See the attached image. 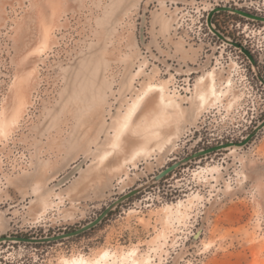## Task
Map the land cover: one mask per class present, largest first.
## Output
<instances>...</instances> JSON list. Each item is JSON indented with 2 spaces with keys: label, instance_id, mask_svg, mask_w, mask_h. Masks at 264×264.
I'll use <instances>...</instances> for the list:
<instances>
[{
  "label": "rangeland",
  "instance_id": "rangeland-1",
  "mask_svg": "<svg viewBox=\"0 0 264 264\" xmlns=\"http://www.w3.org/2000/svg\"><path fill=\"white\" fill-rule=\"evenodd\" d=\"M219 6L264 16V0H0V236L72 231L143 186L78 235L0 241V264H264V126L153 180L264 120V21L209 26Z\"/></svg>",
  "mask_w": 264,
  "mask_h": 264
},
{
  "label": "water",
  "instance_id": "water-1",
  "mask_svg": "<svg viewBox=\"0 0 264 264\" xmlns=\"http://www.w3.org/2000/svg\"><path fill=\"white\" fill-rule=\"evenodd\" d=\"M219 10H227V11H232L235 13H238L240 15L252 18V19H256V20H261L264 21V16H259L253 13H249L247 11H244L242 9H238L235 7H230V6H219V7H215L213 9L210 10V12L208 13V18H207V22L208 25H211V16L213 15L214 12L219 11ZM216 32V31H215ZM222 39H226L223 35L218 34ZM227 40V39H226ZM228 42L232 43L233 45H235L236 47H239L240 50L249 58V60L251 61V63L253 65H255V60L251 54V52L241 43L236 42V41H231V40H227ZM258 78L263 81L264 83V79L258 75ZM264 126V120H262L253 130L251 133H249L243 140L241 141H237V142H225V143H220L217 144L215 146H211V147H207L205 149H201L198 150L190 155H188L187 157H184L183 159L176 161L174 163H172L169 166H166L164 169H162L159 173H157L155 176H153V180H158L160 178H162L164 175L168 174L170 171H172L174 168H176L177 166H179L180 164L187 162L193 158H196L200 155H204L210 152H213L215 150H219L231 145H237V146H241L244 145L245 143H247L251 137L262 127ZM143 188V186L140 187H136L134 189L129 190L128 192L124 193L123 195H121L120 197H118L115 201H113L111 204H109L107 207H105L97 217H95L93 220L87 222L86 224L82 225L81 227L74 229L72 231H67V232H63L54 236H47V237H39V238H33V237H23V236H10V235H6V236H0V241L2 240H19V241H32V242H43V241H53V240H57L63 237H68V236H73V235H78L92 227H94L95 225H97L106 215L107 213L114 207L116 206L118 203H120L121 201L129 198L130 196L136 194L137 192H139L141 189Z\"/></svg>",
  "mask_w": 264,
  "mask_h": 264
},
{
  "label": "bare ground",
  "instance_id": "bare-ground-1",
  "mask_svg": "<svg viewBox=\"0 0 264 264\" xmlns=\"http://www.w3.org/2000/svg\"><path fill=\"white\" fill-rule=\"evenodd\" d=\"M106 255V254H105ZM88 264V262L86 261V260H84L83 258L82 259H74L73 260V264ZM94 263V262H93ZM95 263H97V262H95Z\"/></svg>",
  "mask_w": 264,
  "mask_h": 264
}]
</instances>
